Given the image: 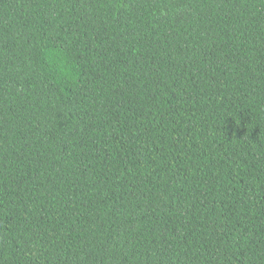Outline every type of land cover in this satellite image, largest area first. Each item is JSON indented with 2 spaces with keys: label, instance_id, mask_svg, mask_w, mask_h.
<instances>
[{
  "label": "trees",
  "instance_id": "obj_1",
  "mask_svg": "<svg viewBox=\"0 0 264 264\" xmlns=\"http://www.w3.org/2000/svg\"><path fill=\"white\" fill-rule=\"evenodd\" d=\"M0 264H264V0H0Z\"/></svg>",
  "mask_w": 264,
  "mask_h": 264
}]
</instances>
